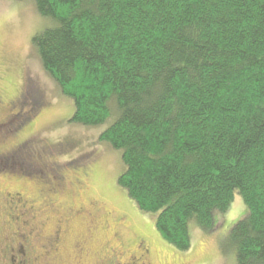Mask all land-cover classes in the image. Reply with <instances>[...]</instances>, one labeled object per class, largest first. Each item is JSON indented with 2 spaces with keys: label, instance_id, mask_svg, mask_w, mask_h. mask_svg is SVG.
I'll list each match as a JSON object with an SVG mask.
<instances>
[{
  "label": "trees",
  "instance_id": "16d2710c",
  "mask_svg": "<svg viewBox=\"0 0 264 264\" xmlns=\"http://www.w3.org/2000/svg\"><path fill=\"white\" fill-rule=\"evenodd\" d=\"M56 21L33 36L43 68L72 98L71 120L102 123L121 150L117 183L180 251L189 222L228 230L237 264H264V0H33Z\"/></svg>",
  "mask_w": 264,
  "mask_h": 264
},
{
  "label": "rangeland",
  "instance_id": "374dc122",
  "mask_svg": "<svg viewBox=\"0 0 264 264\" xmlns=\"http://www.w3.org/2000/svg\"><path fill=\"white\" fill-rule=\"evenodd\" d=\"M55 25L33 0H0V123L13 116L0 130V264H9L4 251L10 245H23L28 255L27 246L42 242L59 215L62 240L44 257L45 250L35 246L38 264H237L223 245L230 227L247 213L238 192L225 211L214 212L213 230L190 220V247L180 251L157 231V213L139 210L117 183L125 169L121 150L99 139L117 114L96 125L72 121V98L40 61L33 36ZM17 148L21 158L5 154ZM61 176L68 189L76 185L73 206L68 189H60ZM51 188L56 193L46 195L53 205L43 206L41 195ZM15 192L34 201L32 207L6 199ZM79 207L81 214L74 212Z\"/></svg>",
  "mask_w": 264,
  "mask_h": 264
},
{
  "label": "flooded vegetation",
  "instance_id": "af4514ba",
  "mask_svg": "<svg viewBox=\"0 0 264 264\" xmlns=\"http://www.w3.org/2000/svg\"><path fill=\"white\" fill-rule=\"evenodd\" d=\"M25 93H27V92H24L22 97L25 96L24 95ZM11 118H13V116L10 117V118L5 119L4 122L0 123V130L1 131H2V129L5 126H7L10 123V121L12 120ZM20 150L21 149L17 148L16 150H12L10 153L7 152L5 154H7V155L11 154V155H13L16 158L17 157L21 158L22 154H21ZM3 158H7V157L4 156ZM29 166H31L30 163H29ZM62 177L63 176L58 177V182H59L60 189L62 187V189H64V191H65L68 188L66 187L64 178H62ZM75 186L71 184V186H69V189H68V195L70 197L69 198V201H70L69 203L72 204V206L75 204L76 198H79V193H77L76 191H73V187H75ZM52 189L53 188L49 189V191H45L44 193H42L41 197L43 198L42 199V205L43 206L49 207V206L53 205L52 199L49 196L46 195L48 193H52V194L56 193V191H54V189L53 190ZM9 197L15 199L17 203L19 202V204H22L25 209H27V207H26L27 205H28V207H32V205L34 203V201H32V200L28 203V201L25 200L26 198H24V196L21 193H19V192H15L14 194L7 193V198L6 199L8 200ZM70 211H72V208H70ZM75 211H76V213L81 214L82 211H83V208L82 207L76 208V210H74V212ZM63 225H64V220H63L62 215L56 216L55 219H54V229L52 230V232L48 236L44 237V240L42 242L40 240H38L36 245H28L27 246L28 255H26L27 252L25 253L26 250H24V246L23 245H16V246H11L10 245L9 247H7L6 250L4 251V255L6 253L7 258H8V263L9 264H36L37 263L36 262L37 256H34V253H35L34 248H35V246L40 248V249H44L45 250L46 254H44L43 257L45 255H51V252H52L51 250L55 249L54 245H57L62 240V235H63V232H64V230L62 229ZM138 247L141 249L142 248V244H138ZM112 250L114 252V249H112ZM25 255H26V257H25ZM142 257L144 258V256H142ZM38 258H39V261H40V259L42 257H38ZM114 263H115L114 261H111L109 264H114ZM141 263H145L144 260H141ZM46 264H48V263L46 262Z\"/></svg>",
  "mask_w": 264,
  "mask_h": 264
}]
</instances>
